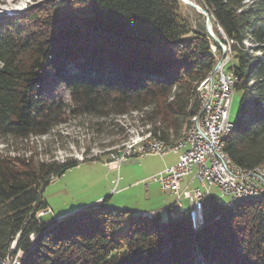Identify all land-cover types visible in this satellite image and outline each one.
Wrapping results in <instances>:
<instances>
[{
	"label": "trees",
	"instance_id": "obj_1",
	"mask_svg": "<svg viewBox=\"0 0 264 264\" xmlns=\"http://www.w3.org/2000/svg\"><path fill=\"white\" fill-rule=\"evenodd\" d=\"M0 17V254L19 236L22 264H264V200L203 203V222L131 215L92 205L56 220L44 189L82 162L121 154L117 141L59 161L34 154L32 138L61 137L76 122L93 136L125 134L138 113L151 136L174 145L203 106L200 85L222 54L206 17L182 0H32ZM230 47L242 92L224 150L246 169L264 165V0H194ZM213 46L217 50L213 51ZM69 93L62 99L58 89ZM127 139V136L123 137Z\"/></svg>",
	"mask_w": 264,
	"mask_h": 264
},
{
	"label": "rangeland",
	"instance_id": "obj_2",
	"mask_svg": "<svg viewBox=\"0 0 264 264\" xmlns=\"http://www.w3.org/2000/svg\"><path fill=\"white\" fill-rule=\"evenodd\" d=\"M31 4H33L32 0H0V17L15 15ZM58 93L62 99L69 101V93L63 87L58 89ZM241 99L242 92L235 90L230 108L232 124L238 120ZM118 123L124 126V136H127V139H124L123 135L114 137L101 135L97 138L90 129L79 126L73 121L57 129L61 137L32 138L29 144L19 148L25 151L31 147L34 154H39L40 157H44L47 153L48 156L45 158L53 157L64 161L69 158L83 159L86 151L99 154L101 146L117 141L115 147L120 148L121 154L117 156L120 157L126 149L128 151L131 149L130 146L145 143L151 134L148 131L150 126L144 125L138 113L120 117ZM12 147L0 143V154L8 153ZM174 155L178 153L168 152L165 160L175 157ZM162 157L153 153L145 156L134 155L121 161L116 168L108 164L110 162H107V158H103L82 162L70 168L62 176L55 178L43 191V198L49 206V209L43 213L46 214V221H52L54 215L58 218L59 215L70 214L92 205L129 211L131 215L127 217V221L133 215H141V210L150 209L158 210L162 218L166 219L168 206L173 203L174 196L169 192H163L160 183L150 179L155 175V169L162 163ZM213 193L225 201L215 189ZM183 202L184 209L189 210L190 201Z\"/></svg>",
	"mask_w": 264,
	"mask_h": 264
},
{
	"label": "built area",
	"instance_id": "obj_3",
	"mask_svg": "<svg viewBox=\"0 0 264 264\" xmlns=\"http://www.w3.org/2000/svg\"><path fill=\"white\" fill-rule=\"evenodd\" d=\"M221 48L222 54L215 67L216 79L205 91V110L200 117L199 127L191 131L189 142L175 148H165L163 142L138 145L132 152L113 158L114 160L108 163L116 168L121 161L134 155L178 153L179 157L175 164L150 179L159 182L163 192H169L174 196V201L168 208L176 216L185 210L183 201H190L189 212L195 225L203 222L204 201L211 197L218 198L213 189L225 198L226 205L233 201H241L242 194L264 192V180L260 175L234 169L221 152V134L231 124L230 108L236 77L232 71H228L232 61L230 47L223 44ZM216 50L217 47L213 46V51ZM43 213L41 212L39 216ZM142 213L155 214L154 211ZM55 219L58 218L54 215L53 220ZM18 239L19 236L6 252L0 254V264H18L21 259L16 253Z\"/></svg>",
	"mask_w": 264,
	"mask_h": 264
},
{
	"label": "bare ground",
	"instance_id": "obj_4",
	"mask_svg": "<svg viewBox=\"0 0 264 264\" xmlns=\"http://www.w3.org/2000/svg\"><path fill=\"white\" fill-rule=\"evenodd\" d=\"M215 79H216V72H215L214 80L212 82L208 78L207 80H205L200 85L199 91H200V93L203 96V106H202V109H201L200 113L198 115H196L195 117H193L192 122H191V124H190V126H189V128H188V130L186 132L185 138L183 140L179 141L178 143H176L174 145H168L165 141H163V140H161V139H159L157 137L151 136V134H150V136L147 137V139H146L147 141L145 143H141V144L138 143V144L139 145H145L146 143L160 144V142H163L165 148H175V147H178L179 145L187 144L189 142V139L191 138V131L197 129L199 127V125H200V117L202 116V113L205 110V96H204L205 91H206V89L208 87H210V85H212V83L215 81ZM236 82H237V77H235V79H234V87H235V83ZM232 129H233V124L231 123L228 126L227 130L221 134V152H222L223 156L228 159L229 165L231 167H233L234 169L240 170L242 172L252 173L254 175H260V178L264 180V170H262V168H264V165H260V166L254 168V169H246V168H243V167L235 164L232 161L231 157L225 152V150H224V141L230 135ZM132 146L133 147L130 146L131 149L129 151L126 149L124 151L123 155H125L126 153H129L130 151H132L133 149L136 148V144L132 145ZM246 199H251V200H255V201L264 200V192H255L253 194H242L241 195V201L246 200ZM241 201H233L231 203H228L227 207H233V206L237 205ZM143 215L151 216V215H154V214H143ZM18 264H22V261L20 259H19Z\"/></svg>",
	"mask_w": 264,
	"mask_h": 264
},
{
	"label": "water",
	"instance_id": "obj_5",
	"mask_svg": "<svg viewBox=\"0 0 264 264\" xmlns=\"http://www.w3.org/2000/svg\"><path fill=\"white\" fill-rule=\"evenodd\" d=\"M182 1L184 3H186L187 5L193 7L194 9H196L199 13H202L203 15H205L207 32L222 47L223 46V42L220 40V38L213 31L212 24H211V19H210V16H209L208 12L203 7H201L200 5L196 4L192 0H182ZM224 55H225V53L223 51V55L222 56H224ZM215 72H216V68L214 69L212 75L209 78L211 82L214 80ZM39 217H40L41 220H43L42 215H40Z\"/></svg>",
	"mask_w": 264,
	"mask_h": 264
},
{
	"label": "crops",
	"instance_id": "obj_6",
	"mask_svg": "<svg viewBox=\"0 0 264 264\" xmlns=\"http://www.w3.org/2000/svg\"><path fill=\"white\" fill-rule=\"evenodd\" d=\"M163 157V161H162V163L160 164V166L159 167H157L156 169H155V172H154V174H156V173H160L161 171H164L167 167H169V166H171V165H173V164H175L176 162H177V160H178V157H179V154L178 155H174L175 157H173V158H171V159H169V160H165L166 159V154L165 155H162ZM121 178L122 177H120V179L119 180H121ZM170 194V193H169ZM171 195V194H170ZM171 196H173V195H171ZM169 207V206H168ZM149 211H154V212H157V213H159L158 212V210H156V209H150V210H141V213L142 212H149ZM142 214H145V213H142ZM62 216H64V215H59L58 216V218L59 217H62ZM162 217V216H161Z\"/></svg>",
	"mask_w": 264,
	"mask_h": 264
}]
</instances>
